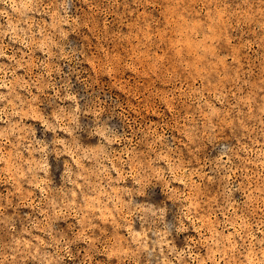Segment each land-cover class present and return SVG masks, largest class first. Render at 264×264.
<instances>
[{
	"label": "rangeland",
	"instance_id": "374dc122",
	"mask_svg": "<svg viewBox=\"0 0 264 264\" xmlns=\"http://www.w3.org/2000/svg\"><path fill=\"white\" fill-rule=\"evenodd\" d=\"M0 264H264V0H0Z\"/></svg>",
	"mask_w": 264,
	"mask_h": 264
}]
</instances>
